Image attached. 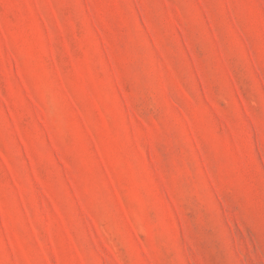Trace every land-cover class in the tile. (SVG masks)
<instances>
[{"label": "rangeland", "instance_id": "1", "mask_svg": "<svg viewBox=\"0 0 264 264\" xmlns=\"http://www.w3.org/2000/svg\"><path fill=\"white\" fill-rule=\"evenodd\" d=\"M0 264H264V0H0Z\"/></svg>", "mask_w": 264, "mask_h": 264}]
</instances>
